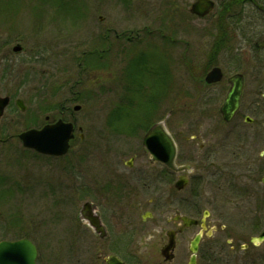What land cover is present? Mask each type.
Masks as SVG:
<instances>
[{"label":"flooded vegetation","instance_id":"obj_1","mask_svg":"<svg viewBox=\"0 0 264 264\" xmlns=\"http://www.w3.org/2000/svg\"><path fill=\"white\" fill-rule=\"evenodd\" d=\"M17 1L25 0H5L3 8L4 5L15 8ZM109 2L121 5L125 11L130 12V16L138 11L141 18L137 20L129 17L127 24L120 28L119 25L123 24L114 15H110L107 21L105 16L99 15L97 21L100 32L97 36L91 37V40H87L86 48L83 47L82 58L77 63L78 80L70 89L64 104L59 105L58 114L46 115L43 123L34 121L33 125L27 127L40 130L59 122L72 124L74 138L70 142L69 154L78 139L79 144H84L86 133L134 136L142 132L145 135L153 125L168 116L166 126L177 145L176 166L185 170L176 172L161 161L153 162L142 140L135 143H113L110 146L111 157L100 159V162L95 161L94 175L90 180L82 173V162L77 160L81 165L78 167L81 178L75 182L77 184L75 189L69 190V183L67 184L68 192H72L73 197L79 195L88 199L84 201L79 211L73 214V221L69 223L68 228L63 230V237L58 243L67 247V253L60 260L67 261V264L70 261H76L78 264H192L190 243L193 239L189 240L190 256L187 262L181 256L183 254L181 241L187 239L188 232L193 227L182 230V223L177 219L180 216L197 219L196 215L200 212L197 195L202 189V181L213 176L210 174L213 165L208 162L212 156L214 157V151H205L207 145L198 144L196 141L198 135L191 133L187 136L183 131L176 132L171 127L176 111L170 110L164 116L161 103L166 99L224 103L231 89L230 81L237 78L242 82L240 108L234 119L226 123L220 112L222 104L217 111L219 117L217 120L224 129L242 118L246 126L253 127L256 124V117L264 114V84L260 83V68L255 67L254 62H243L234 58L236 61L226 64L232 68V72L227 74L225 70L228 68L222 64L220 58L229 52L238 51L243 43H248L247 45L252 47L250 44L253 42L250 43L248 38H253L257 34L249 31V28L260 27L258 12L264 7V0H109ZM196 6H201L199 12L203 14L196 12ZM143 7L147 10L143 11ZM243 7L253 12L244 13L243 10L241 13ZM206 10L207 12H204ZM85 20L86 17L78 19L76 23L80 25ZM4 32L6 31H2ZM196 38H205L208 47L206 52L208 61L204 63L202 72H198L200 67L194 61L196 55L191 48L194 46L193 48L197 50ZM233 38L236 39L235 45L230 42ZM148 39L153 40V45H150ZM16 48L24 52L21 44H17L12 51L14 52ZM155 48L163 58L165 56L170 60L167 64L168 70L170 71L172 67L175 73L171 84L168 83L169 78L164 77V61L161 60L162 63L157 67L149 64L145 52H152ZM133 64L137 67L136 77L131 75ZM88 68L93 70V74L98 78V84L105 82L103 79L109 75L107 79L112 87V96L116 95L115 97H119L117 99L123 102L128 101L126 94L129 75L139 85L137 86L139 92L150 102L158 101V108L156 106L157 109L147 111L143 117H138L136 122L132 123L121 122L118 112L111 111L102 117L106 122L102 131H98L99 127L96 125L84 127L76 116L81 112L82 106L75 104L82 94L73 91L76 89L73 87L77 85L79 87L83 83L82 77ZM182 70H187L186 81L180 79ZM213 70H219L221 77L214 82H208L206 76ZM160 71H163L161 75ZM0 96L8 98L4 114L12 105L21 112L17 106L18 101L24 103L23 113L27 112L28 106L24 100L17 98L13 101L11 96L1 94ZM245 101L249 102L246 106L243 104ZM195 110L197 112L194 110L193 112L196 115L202 114L197 107ZM247 117L253 120L252 124L245 122ZM31 119L33 121V117ZM124 127H127L126 132H122ZM181 139L187 140L186 145L194 144L199 152H195L193 148L184 149V142ZM212 145L213 143L209 146ZM202 152H206L204 159L201 160L203 163H198L196 157ZM34 153L36 157L40 156ZM217 154L222 155L220 152ZM46 158L55 161L67 159L65 156ZM63 166L62 171L67 172L66 177L74 173L68 160ZM184 179L187 182L180 189L177 186L182 185ZM91 196L92 198H89ZM201 219L196 226H199V232H203L202 240L193 264H229L232 258H239L236 244L232 240H228L232 253H228L227 244H220L216 240L214 243L207 242L211 241V235L207 231V222L205 229ZM30 232L28 237L13 236L7 240L29 239L38 249L37 264H49L48 259L41 256L34 239L38 230L30 227ZM170 234L174 237V244L172 248L165 250L170 244ZM64 242L66 244H63Z\"/></svg>","mask_w":264,"mask_h":264},{"label":"rangeland","instance_id":"obj_2","mask_svg":"<svg viewBox=\"0 0 264 264\" xmlns=\"http://www.w3.org/2000/svg\"><path fill=\"white\" fill-rule=\"evenodd\" d=\"M3 4L5 0H0V94L11 96L13 101L17 98L24 100L28 110L21 113L12 105L6 109L0 121V180L5 181L0 186V193L3 194L0 196V210L5 215L10 212L7 217L13 215L14 219L16 216L17 223L19 217L23 222V227L9 231L8 224L12 220L6 218L4 226H0V238H13V234H17L15 237H28L31 233L30 227L35 228L38 233L34 239L40 247L41 256L47 258L49 264H67V261L60 260L65 257L67 247L58 242L63 237V230L73 221V214L88 199L79 195L73 197L72 192H68L67 184L69 183V190L75 189V182L81 178L78 170L81 165L77 162H82V173L90 180L94 175L95 161L110 158V146L113 143H135L141 141L144 134L140 132L134 136H117L101 132L86 133L84 144H79L78 139L70 153L65 156V161H55L41 155L36 157L33 151L23 148L17 135L28 129L27 126L33 125L34 121L43 123L46 115L58 114L59 105L64 104L70 89L78 80L77 63L82 58L83 47L86 48L87 40L100 32L97 21L99 15L105 16L106 21L110 15H114L123 24L119 25L120 28L127 24L129 17L139 20L141 16L138 11L130 16V12L125 11L121 5L110 3L109 0H25L17 1L15 8L5 5L3 8ZM146 10L143 7V11ZM243 10L244 13L253 12L247 7H243L241 13ZM258 14L260 27L249 28V31L257 34L248 38L250 43L253 42L250 44L252 47L243 43L238 51L223 55L220 61L228 68L225 70L227 74L232 72V68L226 64L236 61L234 58L243 62H254L255 67L260 68V83L264 84V7H261ZM84 17L86 20L77 25L78 19ZM147 41L153 45V40ZM231 41L236 43L235 38L230 39ZM195 42L197 50L194 46L191 47L196 55L194 61L200 67L198 72H202L204 63L208 61V47L205 38H196ZM17 44L22 45L24 52L12 51ZM145 53L150 66L157 67L162 63L161 60L164 61V72L160 71V75L163 72L171 84L175 73L172 67L168 70L167 64L170 60L165 56L163 58L156 48ZM92 71L88 68L83 74V83L79 87H73L76 88L73 91L82 94L75 104L82 106L81 112L76 116L84 127L96 125L99 127L98 131H102L106 126L105 118L102 117L115 111L117 107L118 118L121 122L128 123L136 122L147 111L156 109V106L158 108V101L150 102L139 92V85L129 75L126 94L128 101L123 102L115 97V91V96H112V87L107 79L109 75L103 79L105 82L98 84V78ZM186 71H180L182 81L188 80ZM136 72L137 67L133 64L132 77H136ZM248 103L245 101L243 104L246 106ZM222 104L223 102L166 99L161 103V111L166 116L174 109L176 112L171 127L176 132L183 131L187 136L191 133L198 135V144H206L205 151H214V157L208 162L213 165L210 173L213 176L202 181V189L197 195L200 212L196 218L200 220L203 211L209 212L207 228L213 234L211 241L207 242L214 243L216 240L220 244H227L228 253H232L229 248L231 243L228 242L232 240L240 257L232 258L229 264H243V256L249 257V264H264V243L259 246L249 244L252 237L264 231V114L259 117L255 115L256 124L253 127L246 126L242 118L228 126L227 130L217 120V111ZM195 107L202 114L196 115L193 112H197ZM126 128L122 132H126ZM181 141L184 142V149L193 148L195 152H199L194 144L186 145V139ZM211 143L218 145L209 146ZM205 154L206 152H202L196 157L198 163H203L201 160ZM67 160L74 170L68 177L67 172L62 171ZM6 190L13 191L10 193L5 192ZM73 205L75 207L72 208ZM3 219L0 214V220ZM197 232L199 226L193 227L188 232L187 239L181 241V256L186 262L190 256L189 240ZM246 244L248 247L245 250L240 247ZM68 264L78 262L70 261Z\"/></svg>","mask_w":264,"mask_h":264},{"label":"water","instance_id":"obj_3","mask_svg":"<svg viewBox=\"0 0 264 264\" xmlns=\"http://www.w3.org/2000/svg\"><path fill=\"white\" fill-rule=\"evenodd\" d=\"M201 6H196V12H199ZM211 7V5H210ZM208 10V9H207ZM204 11V12H207ZM19 51V48L14 49ZM218 72V74H217ZM221 73L219 70H213L208 76V82H214L219 80ZM231 82V89L228 96L221 108V113L225 121L229 122L232 120L234 115L240 106V97L242 92V82L234 78ZM8 105V98L0 97V117L2 116L5 107ZM17 105L21 110H25L22 102L18 101ZM79 108H76L78 110ZM249 122L250 120L247 119ZM73 126L72 124H64L62 122L57 123L54 126H45L41 130H28L19 135L23 146L27 149H33L41 154L52 155V156H63L69 150V142L73 138ZM144 147L150 153L153 161H162L169 168L180 171L175 166L176 159V144L167 130L164 122H159L154 125L143 139ZM208 216V212L204 214L202 222H205V218ZM177 220L182 221L184 227H190L196 225L198 221L191 220L185 217H178ZM170 236V244L165 248L169 250L174 244V237ZM202 235L198 234L191 242V252L193 253L192 262H194L195 255L198 251V244L200 243ZM251 243L259 245L264 243V232L259 236L251 239ZM37 249L28 240H20L17 242H0V264H36Z\"/></svg>","mask_w":264,"mask_h":264},{"label":"trees","instance_id":"obj_4","mask_svg":"<svg viewBox=\"0 0 264 264\" xmlns=\"http://www.w3.org/2000/svg\"><path fill=\"white\" fill-rule=\"evenodd\" d=\"M4 180L2 179V181L0 180V186L2 187L4 185ZM11 191V190H10ZM0 196H3V195H0ZM1 199V198H0Z\"/></svg>","mask_w":264,"mask_h":264}]
</instances>
